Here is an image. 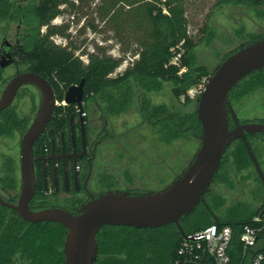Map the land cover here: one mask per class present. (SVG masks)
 Here are the masks:
<instances>
[{
	"label": "trees",
	"instance_id": "16d2710c",
	"mask_svg": "<svg viewBox=\"0 0 264 264\" xmlns=\"http://www.w3.org/2000/svg\"><path fill=\"white\" fill-rule=\"evenodd\" d=\"M8 1L0 0V18H7L11 11ZM100 1L99 15L104 23L122 40L138 48L135 51L137 60L121 75L111 76L119 67L120 58L90 53L84 64L72 49L52 41L54 35H64L63 29L52 25L51 21L61 12L59 6L65 0H27L26 7L15 8L17 16L25 15L24 23L34 29L28 37L32 46L21 54V59L32 62V70L49 82L59 103L68 87L84 79V99L94 98L97 104L106 106L117 116L127 111L135 100L142 122L154 129L165 142L185 137L199 142L201 129L195 113L198 94L190 99L187 92L201 85L212 73L193 65L190 60L196 43L187 31L186 0ZM237 3L254 8L263 21L260 31L247 34L242 40L250 42L264 37V11H260L264 0H216L215 6ZM42 27L45 31L40 33ZM177 54H180L178 65L170 64ZM162 82L172 84L171 92L176 102L171 107L153 105L143 97L145 90H157ZM261 89H264V70L249 74L229 92L227 98L232 103ZM180 97L184 98L182 106L194 104V108L179 109L176 103ZM60 112L56 107L48 127L65 120L58 116ZM249 137L264 135L247 136L251 147ZM251 150L254 154L252 147ZM250 165L252 162L243 141L235 139L213 178L210 191L203 195L192 213L179 221L186 235L197 233L211 224L230 227L229 264H248L256 251L264 252V230L258 236L255 249L244 252L240 241L245 226H261L253 219L262 210L264 199L254 208L243 200L227 203L224 193L215 188L216 185L235 187L236 177ZM66 232L59 223L32 224L0 206V264H63ZM95 242L97 257L94 264H209L210 260L204 243L200 242L199 247L195 242L186 243L175 224L154 229L104 226L98 231Z\"/></svg>",
	"mask_w": 264,
	"mask_h": 264
},
{
	"label": "water",
	"instance_id": "95a60500",
	"mask_svg": "<svg viewBox=\"0 0 264 264\" xmlns=\"http://www.w3.org/2000/svg\"><path fill=\"white\" fill-rule=\"evenodd\" d=\"M264 70V37L240 43L214 69L196 97L195 113L200 124L199 146L186 167L167 186L158 191L131 194L128 191H106L70 213L59 208L33 211L29 208L35 188L32 146L49 122L55 107L51 85L36 73L14 77L0 99V111L24 84L34 86L39 94L37 114L23 135L20 147L21 190L16 204L0 198V205L10 208L23 221L35 224L56 222L66 229L63 264H94L97 257L95 237L104 226L154 229L175 224L185 240H193L180 227L179 221L193 212L203 195L210 191L229 145L241 139L254 170L264 188V175L249 146L247 136L264 135V123H238L228 101V94L249 74ZM84 79L65 92L67 104L80 106ZM235 127L229 130V120ZM258 216L264 219V209ZM213 260L210 259V263Z\"/></svg>",
	"mask_w": 264,
	"mask_h": 264
},
{
	"label": "rangeland",
	"instance_id": "374dc122",
	"mask_svg": "<svg viewBox=\"0 0 264 264\" xmlns=\"http://www.w3.org/2000/svg\"><path fill=\"white\" fill-rule=\"evenodd\" d=\"M215 2L216 0H186L187 31L196 43L190 60L193 65L204 67L208 73L213 72L230 50L244 42L243 37L256 34L263 26V21L254 8L238 3L216 7ZM100 4V0H65L59 6L61 12L51 21L52 25L63 29L64 35H54L52 41L72 49L84 64L90 53L120 58L122 61L119 67L111 74L114 77L121 75L137 60L135 51L138 48L135 44L122 40L121 36L104 23L99 15ZM260 11H264V5ZM44 31L45 27H42L40 33ZM171 88L172 84L162 82L157 90H145L142 94L153 105L171 107L176 102ZM198 92L191 88L187 96L192 99ZM183 101V97L177 100L179 109L194 108V104L182 106ZM231 106L239 121L264 120V89L233 101ZM116 120L120 127L128 130L126 138L131 143L127 155L123 154L121 157L118 154L117 158L121 187H137L145 192L157 191L186 167L199 146L198 140L190 137L171 142L162 140L154 129L142 122L135 100ZM249 143L264 175V137H249ZM236 181L233 188L223 185H216L215 188L224 193L227 203L243 200L248 202L250 208L258 207L264 199V188L254 167L250 165L236 177Z\"/></svg>",
	"mask_w": 264,
	"mask_h": 264
},
{
	"label": "flooded vegetation",
	"instance_id": "af4514ba",
	"mask_svg": "<svg viewBox=\"0 0 264 264\" xmlns=\"http://www.w3.org/2000/svg\"><path fill=\"white\" fill-rule=\"evenodd\" d=\"M8 2L11 11L7 18H0V99L14 77L35 73L32 62L21 59V54L32 46L28 37L33 27L24 23L25 15L18 17V11H15V8L26 7L27 0ZM55 101L54 110L56 107L60 109L58 116L65 120L51 127L48 122L33 143L35 188L29 208L33 211L59 208L76 213L92 197L106 191L145 192L141 188L121 187L119 184L118 154L121 157L127 155L131 143L126 138L128 130L120 127L116 120L118 116L109 112L106 106L97 104L94 98L84 99V95L80 106L67 104L64 99L60 103ZM38 107L37 89L24 84L0 111V198L10 204L17 203L22 186L21 141ZM237 122L246 123L238 118ZM228 127L229 130L235 127L232 118Z\"/></svg>",
	"mask_w": 264,
	"mask_h": 264
},
{
	"label": "built area",
	"instance_id": "2783aa9c",
	"mask_svg": "<svg viewBox=\"0 0 264 264\" xmlns=\"http://www.w3.org/2000/svg\"><path fill=\"white\" fill-rule=\"evenodd\" d=\"M179 57L180 54H177L175 57H173L170 61V64L178 65ZM205 82L206 80H203L202 84L194 89L200 92ZM262 209H264V205ZM253 220L257 223H261V226H245L243 228L240 235V241L243 245L244 252L246 250L256 248L258 236L262 230H264V219L256 216ZM191 236L193 237V240H185L186 243L189 241L195 242L197 243V247H199L200 242L204 243L205 251L209 255L210 259L213 260V264H229L230 257L228 255V247L232 237V231L230 227L211 224L205 229L194 233ZM186 243L185 246L187 245ZM248 264H264V252L256 251Z\"/></svg>",
	"mask_w": 264,
	"mask_h": 264
}]
</instances>
